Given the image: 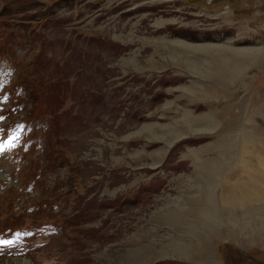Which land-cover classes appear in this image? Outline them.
I'll return each mask as SVG.
<instances>
[{"label":"rangeland","instance_id":"374dc122","mask_svg":"<svg viewBox=\"0 0 264 264\" xmlns=\"http://www.w3.org/2000/svg\"><path fill=\"white\" fill-rule=\"evenodd\" d=\"M21 122L0 264H264L262 212L235 240L214 198L264 145V0H0V142Z\"/></svg>","mask_w":264,"mask_h":264},{"label":"bare ground","instance_id":"6f19581e","mask_svg":"<svg viewBox=\"0 0 264 264\" xmlns=\"http://www.w3.org/2000/svg\"><path fill=\"white\" fill-rule=\"evenodd\" d=\"M255 146H260V144H255ZM240 147V153L235 159L236 164L232 165V170L228 173L229 176L234 175L236 179L233 180L231 179L232 177H227L228 175L225 173L228 181L226 182L221 179L220 188L218 191L214 192L215 205L218 216L220 217L219 219L232 228V233H230L232 239L241 240L244 238L243 236H245L252 238L251 240L256 243L257 238L254 234H243V232L248 231H245V229H247V224H250L243 220V209L254 213L256 211L262 212L260 220H263L260 221V224L263 228L262 230H264V145H261V148L257 149L250 147L253 151L247 150L249 148V146L247 147V143L240 145ZM3 179L1 173L0 180ZM213 208L212 210H214ZM255 226L259 227L257 223L250 224L251 229H254ZM208 238L212 240L215 239L214 236L210 237L207 235L206 239ZM253 242L251 241L250 243Z\"/></svg>","mask_w":264,"mask_h":264}]
</instances>
